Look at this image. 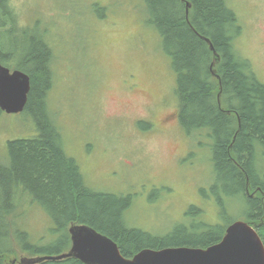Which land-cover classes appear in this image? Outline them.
I'll list each match as a JSON object with an SVG mask.
<instances>
[{
	"label": "rangeland",
	"instance_id": "obj_1",
	"mask_svg": "<svg viewBox=\"0 0 264 264\" xmlns=\"http://www.w3.org/2000/svg\"><path fill=\"white\" fill-rule=\"evenodd\" d=\"M9 3L16 44L28 48L23 32L30 30L52 46L54 77L46 100L65 152L89 187L131 195L125 214L131 225L150 233H166L190 217L222 226L244 220L242 197L220 196L219 203L211 189L210 148L195 144L179 124L175 71L161 36L147 22L144 0ZM227 5L240 26L233 48L264 82V0ZM4 29L1 42L9 46L12 38ZM32 122L28 114L0 111L1 161L8 140L36 134ZM27 214L31 241L50 245L56 238L52 221L38 206Z\"/></svg>",
	"mask_w": 264,
	"mask_h": 264
},
{
	"label": "trees",
	"instance_id": "obj_2",
	"mask_svg": "<svg viewBox=\"0 0 264 264\" xmlns=\"http://www.w3.org/2000/svg\"><path fill=\"white\" fill-rule=\"evenodd\" d=\"M227 1L144 3L147 22L161 36L175 71L179 124L195 144L210 148L211 189L219 203L220 196L243 198L244 221L264 244V82L256 77L250 61L233 48L240 26ZM15 21L9 0H0V28L12 38L5 46L0 31V63L28 74L30 89L21 113L32 118L36 134L8 140L4 161L0 160V264H12L23 254L34 257L67 251L71 245L68 228L74 224H86L111 238L127 258L145 248H205L219 242L234 219L222 226L190 217L166 233H150L131 225L125 214L131 195L96 190L85 183L79 165L65 152L61 129L46 100L54 77L52 46L29 30L23 32L29 47L22 50L15 40ZM27 33L32 34L30 38ZM204 38L219 55L213 66L218 79L212 75L213 51ZM8 58L15 63L7 64ZM32 205L53 223L50 230L56 238L50 245L31 241L27 210ZM39 264L84 263L67 257Z\"/></svg>",
	"mask_w": 264,
	"mask_h": 264
},
{
	"label": "water",
	"instance_id": "obj_3",
	"mask_svg": "<svg viewBox=\"0 0 264 264\" xmlns=\"http://www.w3.org/2000/svg\"><path fill=\"white\" fill-rule=\"evenodd\" d=\"M190 3H186V13ZM213 51L210 69L217 79L213 66L219 61L210 40L204 38ZM30 89L27 73L10 70L0 63V110L8 114L23 111ZM220 93H218L219 96ZM219 101V100H218ZM71 246L63 253L20 257L17 264H39L43 260H59L73 257L84 264H264V244L249 223L235 220L230 223L221 240L205 248L165 247L145 248L132 257H124L111 238L86 224H74L68 228ZM15 263V259L11 261Z\"/></svg>",
	"mask_w": 264,
	"mask_h": 264
},
{
	"label": "flooded vegetation",
	"instance_id": "obj_4",
	"mask_svg": "<svg viewBox=\"0 0 264 264\" xmlns=\"http://www.w3.org/2000/svg\"><path fill=\"white\" fill-rule=\"evenodd\" d=\"M41 37V36H40Z\"/></svg>",
	"mask_w": 264,
	"mask_h": 264
}]
</instances>
